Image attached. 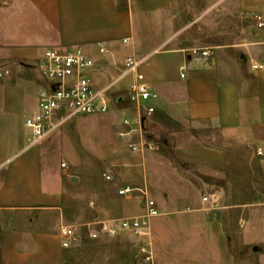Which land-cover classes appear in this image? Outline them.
Wrapping results in <instances>:
<instances>
[{"label":"crops","instance_id":"1","mask_svg":"<svg viewBox=\"0 0 264 264\" xmlns=\"http://www.w3.org/2000/svg\"><path fill=\"white\" fill-rule=\"evenodd\" d=\"M172 5L173 0H0V51L18 63L16 76L0 83V264L72 261L70 249L75 237L66 247L62 235L64 184L55 174L45 177L44 147L26 125L45 84L37 63L52 47L67 50L83 46L95 61L91 75L96 85L113 83V91L120 94L134 82L132 74H124L132 48L123 40L135 34V52L144 60L142 72L150 89L159 92L156 109L166 89H183L187 117L217 128L224 146L243 148L254 155L264 179V68H253L254 63L264 65L253 55L254 46L264 41L251 43V56L247 55L243 66L234 68L218 63L209 47L175 46L170 35L159 37L152 30L153 34L137 36L133 28L136 15L152 22L150 15L164 13ZM239 7L255 24L256 14L264 16V0H239ZM99 43L106 52L100 51ZM193 48H209L211 54H194L190 51ZM178 154L187 161L215 167L227 163L225 150L212 145H183ZM125 187L135 186L119 190ZM142 212L132 209L127 201L122 214L97 220ZM208 214L196 209L173 219L167 217L175 215L171 212L154 218L155 264H208L211 252L221 255L218 242L210 244ZM87 223L83 225L90 237L95 238L91 233L96 232L112 240H125L130 255L126 258L118 243L99 244L93 264H138L131 236H110L100 226ZM192 234L196 236L192 238ZM196 237L200 239L197 246Z\"/></svg>","mask_w":264,"mask_h":264},{"label":"rangeland","instance_id":"2","mask_svg":"<svg viewBox=\"0 0 264 264\" xmlns=\"http://www.w3.org/2000/svg\"><path fill=\"white\" fill-rule=\"evenodd\" d=\"M149 18L152 22L136 15L133 28L137 36L155 31L159 37L170 35L175 46L209 47L218 63L234 68L251 56V43L264 41V26L258 27L242 13L239 0H173L168 11ZM254 47L253 55L264 61V43ZM17 69L18 63L0 51V83L15 77ZM168 89L156 111L143 120L131 104L112 105L105 114L70 119L42 141L45 177L60 176L66 190L64 224L76 227L69 264H93L98 247L108 243H118L126 258L130 256L125 240L92 238L83 224L122 214L127 201L142 212V194L135 192L127 198L119 195V188L145 183L161 213H175L166 215L170 219L184 211L209 212L210 244L217 241L222 253L211 252L208 264H262L264 179L257 158L246 149L224 146L217 128L189 119L183 89ZM143 139L157 148L146 146L143 154L139 150ZM183 145L220 147L227 163L215 167L182 159L178 148ZM107 170L111 181L104 178ZM212 192L220 195L215 205L203 200ZM195 241L197 246L200 239Z\"/></svg>","mask_w":264,"mask_h":264},{"label":"built area","instance_id":"3","mask_svg":"<svg viewBox=\"0 0 264 264\" xmlns=\"http://www.w3.org/2000/svg\"><path fill=\"white\" fill-rule=\"evenodd\" d=\"M254 19L258 27L264 26L263 14H256ZM123 41L132 48L124 74H132L134 82L126 93L120 94L113 91V83L105 87L96 85L91 75L95 61L87 55L83 46L76 45L67 50L52 47L45 52L44 57L37 63L45 84L40 89L37 108L26 118V125L33 131L36 142L44 141L76 116L105 114L112 105L131 104L137 110L140 120L156 111L160 96L150 89L142 72L144 60L135 52L134 35L124 38ZM99 46L101 52L107 51L103 43H99ZM190 51L194 54L202 53L204 56L211 54L209 48H193ZM253 68L262 69L264 65L254 63ZM146 146H149V149L157 148L143 139L139 148L143 154L147 150ZM62 166L67 165L63 163ZM103 175L106 180H113L109 170ZM135 192H140L144 198L143 212L140 215L102 219L86 225H98L102 232L110 236H131L133 244L137 247L138 264H155L152 220L162 213L156 200L151 196L147 183L143 187L121 188L119 195L133 196ZM203 200L215 205L220 201V195L212 192L204 196ZM75 228L73 225L62 226L64 246H69V241L75 237ZM91 234L94 237L98 236L96 232Z\"/></svg>","mask_w":264,"mask_h":264},{"label":"water","instance_id":"4","mask_svg":"<svg viewBox=\"0 0 264 264\" xmlns=\"http://www.w3.org/2000/svg\"><path fill=\"white\" fill-rule=\"evenodd\" d=\"M73 180L76 181V177H74Z\"/></svg>","mask_w":264,"mask_h":264}]
</instances>
